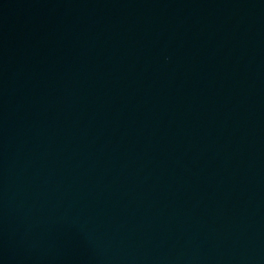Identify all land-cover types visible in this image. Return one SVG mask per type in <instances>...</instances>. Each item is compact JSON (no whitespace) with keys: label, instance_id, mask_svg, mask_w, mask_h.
<instances>
[{"label":"water","instance_id":"95a60500","mask_svg":"<svg viewBox=\"0 0 264 264\" xmlns=\"http://www.w3.org/2000/svg\"><path fill=\"white\" fill-rule=\"evenodd\" d=\"M0 264H264V0H0Z\"/></svg>","mask_w":264,"mask_h":264}]
</instances>
